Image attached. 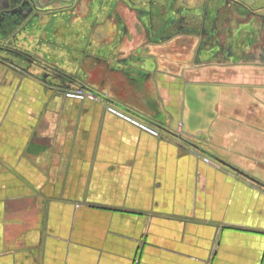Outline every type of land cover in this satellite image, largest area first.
<instances>
[{
    "label": "crops",
    "instance_id": "obj_1",
    "mask_svg": "<svg viewBox=\"0 0 264 264\" xmlns=\"http://www.w3.org/2000/svg\"><path fill=\"white\" fill-rule=\"evenodd\" d=\"M23 34L12 46L45 60L47 39ZM196 47L94 63L93 84L66 72L104 98L0 64V264H264V188L208 156L264 185V64L210 81L226 67Z\"/></svg>",
    "mask_w": 264,
    "mask_h": 264
},
{
    "label": "rangeland",
    "instance_id": "obj_2",
    "mask_svg": "<svg viewBox=\"0 0 264 264\" xmlns=\"http://www.w3.org/2000/svg\"><path fill=\"white\" fill-rule=\"evenodd\" d=\"M144 1L55 0L54 3H58L56 7L58 11L63 6L74 8L68 11L69 14L67 12L64 16L56 15V17L49 15L48 11H43L41 13L43 21H31L35 27H27L28 31L22 32L24 34L20 37V42L32 49L33 36L42 42L47 39L49 50L46 54L47 58H44L45 61L59 70L77 72L86 84L87 81L93 84L94 63H100L99 66L103 68L118 65L154 67L158 53L161 54L165 50L173 52L179 49L187 52L193 50L195 46L199 54V63L214 60L226 67L218 75L205 74L206 80L213 81L219 76L217 81L228 82L235 79L236 75L231 71L235 70L234 67L239 64L241 67H250L249 70H252L254 65L264 64V0H227L229 8L220 12L219 26L214 35L199 41L193 37L183 36L181 41L174 43L177 47L181 45L180 48H173L165 42L159 43L161 38L174 37L171 34L174 33L175 26L164 24L166 19L154 22L151 43H148L145 36L138 35L137 32L140 31L141 26L128 18L126 10L129 2L139 3L137 5L142 8L140 3ZM169 3V1L163 2L165 9L162 16L165 18L171 15V10L166 7ZM201 3L202 0H180L179 6L191 7L195 14L199 12L198 7ZM211 4H213L211 15L216 17L215 13L226 4V1L212 0ZM241 4L245 8H250L247 9L248 14L242 12V10H247H241ZM40 10L44 9L40 8ZM153 13L155 16V11ZM116 15H120L121 21ZM40 41L39 48L43 45ZM147 49L148 56L140 53ZM227 49H230L228 52L230 55L227 54ZM128 50H132L129 55H119L121 51ZM217 51L218 53L213 56V53ZM172 57L174 59L175 56ZM121 59H126V62L118 63ZM196 77L198 81L204 80L203 75ZM192 79H195V75Z\"/></svg>",
    "mask_w": 264,
    "mask_h": 264
},
{
    "label": "flooded vegetation",
    "instance_id": "obj_3",
    "mask_svg": "<svg viewBox=\"0 0 264 264\" xmlns=\"http://www.w3.org/2000/svg\"><path fill=\"white\" fill-rule=\"evenodd\" d=\"M146 1V2H145ZM143 3L135 4L132 2H129V7L126 10L127 16L130 20L136 21V23L141 26V29L139 32H137L140 35L145 36V38L148 36L149 38H152L153 35V28H154V22L158 21L161 22L164 19H166L163 23L168 25L175 26V31L171 36H188V37H194L198 36L200 39H204L206 37H211L214 35L215 31H217L219 26V14L223 10H227L229 8V4L226 1V4L218 9V12H216L215 16L212 17L211 12L213 10V4H211L212 0H202L201 5L198 7L199 12L194 14V11H192V8L184 6H179L180 0H145ZM169 1L170 3L166 6L171 10L170 16H167L166 18L163 17V11L165 8L163 5V2ZM145 6V7H144ZM226 6V7H225ZM144 7V8H143ZM74 8V7H73ZM72 7H62L59 8V11L57 8L46 10L49 15H52V17H56V15L64 16L67 14L69 10H73ZM163 8V9H162ZM238 8V7H237ZM162 9V10H161ZM197 9V8H196ZM242 9H250L245 8L243 4H241V10ZM40 7L37 6L36 0H0V25H4V23L9 22L14 24L17 23L19 20L23 19V23H21L18 27H16V33L19 31H22L24 28L25 30L27 27H35L31 24V21H40L42 17V12L45 10H40ZM153 11H155V16H153ZM245 14H248L249 11L242 10ZM15 16L13 17V15ZM69 14V12H68ZM17 16V18H15ZM117 16V15H116ZM120 16V15H119ZM117 16V17H119ZM119 21H121V18H118ZM38 26V25H37ZM14 33V32H13ZM11 33L10 36H14V34ZM159 33V32H157ZM127 34V32H126ZM8 42H11L10 37L4 41L0 42V44H8ZM12 45V44H11ZM7 47V46H6ZM230 49H227V54L230 55L228 52ZM218 53H213V56ZM25 58V57H24ZM23 58V59H24ZM16 60L22 61L23 64H27V60L17 59ZM119 63L126 62V59L118 60ZM73 88V87H72ZM74 89V88H73ZM79 87L77 86L76 89L70 91V94H77L79 93ZM68 94V93H67Z\"/></svg>",
    "mask_w": 264,
    "mask_h": 264
},
{
    "label": "water",
    "instance_id": "obj_4",
    "mask_svg": "<svg viewBox=\"0 0 264 264\" xmlns=\"http://www.w3.org/2000/svg\"><path fill=\"white\" fill-rule=\"evenodd\" d=\"M14 16H15V14L13 15V17ZM15 18H17V16ZM23 20H24V18L19 20L17 23L15 22L14 24L6 22V23H4V25L3 24L0 25V42L6 41L9 37L11 40V42H8V44L7 43L5 45L0 44V64L2 66L10 68L12 70H19V73H21L23 75H28V76H31V77L37 79L47 89L53 91L55 94H64L65 95V94L69 93L70 91L76 89L77 82L72 81L68 78L66 79L64 76H62L59 73V71H58L59 69L57 70V68H55L53 65L47 63L42 58H40L36 55H32L29 52L18 50L11 45L12 41L16 37V35L21 34L25 30V28H24L22 31H19L17 33L15 32L16 27H18L21 23H23ZM11 33H13L14 36H10ZM15 58H17V59L20 58V59L25 60V61L27 60L28 63L23 64L22 61L16 60ZM71 75H73V74H71ZM73 76L78 79L77 76H75V75H73ZM79 90H84L88 94H91V95L94 94V95H97L98 97L104 98L103 95H101L98 92H95L94 90L88 88L87 86H83V87L79 88ZM124 110L127 113H130L136 117H140L141 119L146 120L145 117H143L140 114H137L131 110H128L127 108H124ZM189 144L192 147L198 149L194 144H192L190 142H189ZM208 156H210V158L213 161L217 162L218 164H220V165L228 168L229 170L235 172L236 174L244 177L245 179L249 180L253 184H255L261 188H264V185L261 184L256 179L247 176L243 172H241L238 169L230 166L229 164H227L226 162L216 158L215 156H211L209 154H208Z\"/></svg>",
    "mask_w": 264,
    "mask_h": 264
},
{
    "label": "trees",
    "instance_id": "obj_5",
    "mask_svg": "<svg viewBox=\"0 0 264 264\" xmlns=\"http://www.w3.org/2000/svg\"><path fill=\"white\" fill-rule=\"evenodd\" d=\"M55 67V66H54ZM56 68V67H55ZM58 70V69H57ZM59 71V73L62 75V76H64L66 79L68 78V79H70V80H72V81H75V82H77V86L79 87V88H81V87H83V86H86L82 81H80L79 79H77L76 77H74L73 75H71V74H68V73H66V72H64V71H62V70H58ZM63 83V82H62ZM65 84V83H64Z\"/></svg>",
    "mask_w": 264,
    "mask_h": 264
},
{
    "label": "built area",
    "instance_id": "obj_6",
    "mask_svg": "<svg viewBox=\"0 0 264 264\" xmlns=\"http://www.w3.org/2000/svg\"><path fill=\"white\" fill-rule=\"evenodd\" d=\"M68 97H75V98H79V99H82L84 96L82 95V94H80V93H77V94H70V93H68V94H66ZM110 111H112V112H114V110H112V109H109ZM133 123H136V122H134V121H132ZM137 124V123H136ZM152 135H154V136H157V133L155 132V131H153V130H149V129H147ZM206 161H208V160H206Z\"/></svg>",
    "mask_w": 264,
    "mask_h": 264
}]
</instances>
